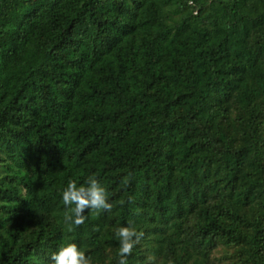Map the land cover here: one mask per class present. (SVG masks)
<instances>
[{
    "label": "trees",
    "instance_id": "16d2710c",
    "mask_svg": "<svg viewBox=\"0 0 264 264\" xmlns=\"http://www.w3.org/2000/svg\"><path fill=\"white\" fill-rule=\"evenodd\" d=\"M121 226L127 264H264V0H0V264H118Z\"/></svg>",
    "mask_w": 264,
    "mask_h": 264
},
{
    "label": "clouds",
    "instance_id": "9594fccd",
    "mask_svg": "<svg viewBox=\"0 0 264 264\" xmlns=\"http://www.w3.org/2000/svg\"><path fill=\"white\" fill-rule=\"evenodd\" d=\"M61 199L65 207L74 205L71 210L72 215L65 216V220L70 221L69 231L72 225L83 224L84 216L81 213L86 207L105 211L112 207L107 200L105 188L100 185L95 176H89L84 186L78 187L73 182H69L61 193ZM140 235L141 233L136 232L130 226H121L115 230L114 237L119 241L118 264H127V257L138 242ZM50 259L51 264H89L84 252L78 249L75 243L61 244L51 254Z\"/></svg>",
    "mask_w": 264,
    "mask_h": 264
}]
</instances>
